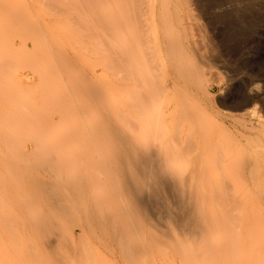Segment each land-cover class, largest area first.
<instances>
[{"label": "rangeland", "instance_id": "rangeland-1", "mask_svg": "<svg viewBox=\"0 0 264 264\" xmlns=\"http://www.w3.org/2000/svg\"><path fill=\"white\" fill-rule=\"evenodd\" d=\"M104 107L196 197L205 234L128 214L125 258L77 217L46 216L52 245L29 230L49 210L15 173L28 160L117 194ZM0 148V264H264V0H0Z\"/></svg>", "mask_w": 264, "mask_h": 264}, {"label": "bare ground", "instance_id": "bare-ground-1", "mask_svg": "<svg viewBox=\"0 0 264 264\" xmlns=\"http://www.w3.org/2000/svg\"><path fill=\"white\" fill-rule=\"evenodd\" d=\"M212 21L215 22L213 19ZM181 74L179 76H182ZM171 87L174 88L175 86L173 85ZM173 111H176V109H173ZM183 111H185V113H182V117L190 121L187 109L184 108ZM101 112L104 129L103 141L111 144V148H106L103 151L105 152L103 158L106 160H108V158L114 159L113 163H111V167L108 166L107 161H105L106 163H104L103 167L107 170L105 171L104 178L106 179V183L110 184V180L116 183L118 187L117 194H113L110 199L107 191L104 195V199L98 197L94 200L90 197L91 186L80 170L76 169L72 172L63 174L60 170L65 164L51 166L53 156H47V158L45 157L38 161L28 160L24 165L18 166L15 173L18 175L21 183L28 186V189L37 192L38 195L42 197L44 208L49 210V212L41 210L38 213L40 216L38 219H29L31 220H28L29 222L34 221L33 223H35L29 227V230L39 234L38 237L43 238L46 244L52 245L54 243L53 238L56 237L54 233L58 230V227L51 219L46 218V216L51 213L55 216H61L64 219L77 217L79 222L93 233H99L101 237L104 236V238H107L111 242L118 243L125 258L132 257L136 251H139V247L132 243L130 245L128 244L129 246L125 245L127 233L124 231L122 234L121 228L124 223L123 220L128 214L140 218L143 222H151L152 226L159 223L161 227L165 229L163 230L164 233H168L170 228H178L181 232L187 234H205L208 231L209 223L201 218L203 213L196 208V197L192 194L187 195L180 188L177 189L175 181L173 182L172 180L173 178H168V175L173 173L166 170L167 167L166 169L161 167V162L163 163L164 160L161 161L158 154L159 152L151 147L140 148L135 146L130 137L121 131L115 124L110 123L107 108L104 107ZM178 114H180V111ZM176 115L177 111L175 116ZM180 116L178 115L177 118H181ZM182 123L183 121L181 124ZM199 124H201V122ZM192 127H194V130H192L193 132L190 134L192 135V133H194V136H196L197 126L194 125ZM205 144L207 143L205 142ZM190 145L192 144L190 143ZM102 148L104 149V147ZM188 148L190 149L189 146ZM52 149L55 148L53 147ZM182 150L184 151V148ZM162 154L164 155V153ZM168 157L169 156L164 158L167 160ZM199 157L198 154L196 158ZM164 158L162 157V159ZM170 158L171 157H169V159ZM203 158H206L204 160L207 162V157L203 156ZM246 162L247 161L243 163L244 167L247 165ZM50 167L56 171L49 172L48 169ZM163 169L170 173L168 175L166 174V176ZM56 172L62 175L53 177L54 179L49 180L42 177L43 174L51 175ZM116 177H118V179ZM2 182L4 181L2 180ZM5 189L12 190V188ZM119 198L124 200V207L118 205ZM162 241L164 240L162 239Z\"/></svg>", "mask_w": 264, "mask_h": 264}]
</instances>
